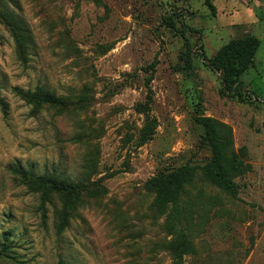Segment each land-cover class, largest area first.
Instances as JSON below:
<instances>
[{"label": "rangeland", "instance_id": "374dc122", "mask_svg": "<svg viewBox=\"0 0 264 264\" xmlns=\"http://www.w3.org/2000/svg\"><path fill=\"white\" fill-rule=\"evenodd\" d=\"M246 36L226 85L210 61ZM187 165L174 233L148 182ZM0 264H264V0H0Z\"/></svg>", "mask_w": 264, "mask_h": 264}, {"label": "trees", "instance_id": "16d2710c", "mask_svg": "<svg viewBox=\"0 0 264 264\" xmlns=\"http://www.w3.org/2000/svg\"><path fill=\"white\" fill-rule=\"evenodd\" d=\"M5 21L9 24L8 19H5ZM259 46L260 40L253 36L231 40L218 51L210 63L212 67L221 71L226 85H238L242 74L253 65ZM198 121L205 128L204 142L210 146L213 153L211 162L204 169L205 175L212 184L223 190L230 197L237 199L238 191L230 174V168L232 165H238L235 167L238 170L239 164H236V161L229 156L228 150L231 146L230 129L209 118L198 117ZM224 129L227 130L225 135L228 137L224 136L222 143H220L219 138ZM195 170V168L188 165L182 166L169 173L160 174L148 182L149 188L156 193V201L161 209H171L168 214V220L170 222L169 226L174 233L181 232V230L176 229L174 221L179 218L178 204L182 193L185 192V186L192 181ZM44 180L53 189L67 194L63 209V222L60 227V230H62L67 225L69 218L73 191L69 186H59L53 178H44ZM180 237L184 238L182 233H180Z\"/></svg>", "mask_w": 264, "mask_h": 264}]
</instances>
